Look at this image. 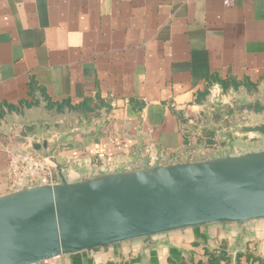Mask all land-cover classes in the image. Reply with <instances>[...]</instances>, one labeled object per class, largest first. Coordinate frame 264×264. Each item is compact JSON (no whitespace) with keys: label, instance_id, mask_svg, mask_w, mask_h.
<instances>
[{"label":"crops","instance_id":"obj_1","mask_svg":"<svg viewBox=\"0 0 264 264\" xmlns=\"http://www.w3.org/2000/svg\"><path fill=\"white\" fill-rule=\"evenodd\" d=\"M33 138L71 144L59 155L94 174L104 157L203 159L264 141V0H0V195ZM155 244L65 262L264 264V219Z\"/></svg>","mask_w":264,"mask_h":264},{"label":"water","instance_id":"obj_2","mask_svg":"<svg viewBox=\"0 0 264 264\" xmlns=\"http://www.w3.org/2000/svg\"><path fill=\"white\" fill-rule=\"evenodd\" d=\"M213 107L211 120L219 123L227 106ZM231 141L224 153L203 159L104 157L94 174L90 159L59 155L71 144L33 138L22 155L42 160L52 180L28 186L22 178L0 195V264H66L128 243L144 251L165 235L231 224L242 229L264 219V141Z\"/></svg>","mask_w":264,"mask_h":264},{"label":"built area","instance_id":"obj_3","mask_svg":"<svg viewBox=\"0 0 264 264\" xmlns=\"http://www.w3.org/2000/svg\"><path fill=\"white\" fill-rule=\"evenodd\" d=\"M225 5L231 4L232 0H222ZM216 89L214 97L218 94ZM9 171L17 185L24 178L28 186L35 183L49 184L52 180V169L42 160L34 156L12 154L9 161Z\"/></svg>","mask_w":264,"mask_h":264}]
</instances>
